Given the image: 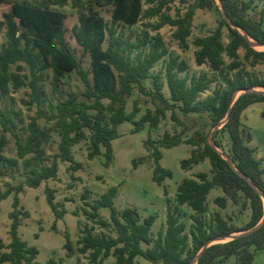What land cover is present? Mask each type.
<instances>
[{
	"label": "trees",
	"instance_id": "1",
	"mask_svg": "<svg viewBox=\"0 0 264 264\" xmlns=\"http://www.w3.org/2000/svg\"><path fill=\"white\" fill-rule=\"evenodd\" d=\"M67 1L36 4L26 0H0V5L12 3L10 11L0 18V36L3 30L6 35V40L0 41V177L18 168L20 159H24L26 172L23 182L16 185L7 183L6 189L0 191V201L16 193L14 209L10 213L12 239L7 245L0 242V262L41 264L37 259L39 248L30 245L18 233L22 217L30 215L20 206L19 193L25 186L39 187L43 181L56 178L60 159L70 162L72 170L82 168L83 163L76 160L73 147L85 139L90 141L89 158L102 154L104 147L109 165L114 158L113 140L120 136V124L132 121L135 132L146 123L156 128L171 111L170 118L182 129L174 133L166 131L159 138L150 136L145 141L155 159L154 180L162 184L172 176V171L161 165L162 148L183 142L190 144L192 150L190 156L181 161L182 167L191 169L209 159L211 176L200 171L179 183L177 205L173 206L168 199L166 228L156 236L152 232L156 214L142 218L136 207L119 210L115 206L118 188H109L94 202L87 201L91 210L85 213L101 227L112 226L117 235L96 234L93 227H86L78 240V251L88 254L91 264L103 263L110 256L115 258L110 264H139L138 256L156 264H193L209 240L245 231L233 239L207 246L198 257L197 264H223L231 256H235V264H254V249L264 250V222L256 227L264 218V165L263 160L256 156V149L250 145L253 135L243 123L242 113L250 104L264 101V77L244 69L239 50L245 49L247 60H264V50H258L252 43L264 45V18L256 20L247 15L255 0H221L220 6L224 8L226 17L222 13L214 31L194 39L198 47L195 53L197 63L208 64L219 75L220 83L214 88L215 77L207 72L190 75L189 63L178 55H170L167 60L166 82L162 73L153 74L152 69L169 54L160 29L167 24L174 26V37L183 48H188L197 9L218 7V0H194L184 13L178 9L175 15L170 13L172 4L176 1L187 3V0H146L150 4L147 8L142 0H95L98 6H112L111 21L89 6L80 12L79 24L74 27L75 36L84 48L83 55L91 59V72L67 44L66 14L51 5ZM73 1L80 3L81 0ZM155 16L159 20L146 22L142 33L135 39L126 36L122 29ZM225 26L228 28V42L223 40ZM150 29L157 31L156 34H152ZM24 64L29 67V74L22 72ZM48 70H52L53 92L58 93L56 102L44 97L41 91V83L45 81ZM73 71L78 72L85 89L63 93L62 80ZM149 78L153 87L144 83ZM166 83L169 96L163 91ZM24 85L30 87L29 103H36L38 111L26 126H21V112L14 107L4 108L3 100ZM136 87L150 97L155 106L154 110L148 108L140 119H137L141 111L139 99L134 100L133 110L127 112L128 98ZM249 87L263 89L242 91ZM211 90L212 94L203 97V93ZM239 91L242 92L236 97ZM46 102L49 111L42 108ZM178 109L185 115L207 117L210 130L199 128L187 135L191 124L178 114ZM40 118L54 124L43 127ZM216 126L220 128L213 131ZM54 132L61 137L59 151L52 163L47 164L46 144ZM223 133H227L230 139L228 150L220 138ZM9 134L15 139L17 156H8L5 152L10 142ZM145 158L134 160L135 166ZM215 187H221L225 193V196L215 198L220 207L226 208L229 198L235 204L242 203V209H250L248 222L239 226L220 211L210 217L205 215L209 208V194ZM47 197L56 219L63 218L67 210L61 209L55 200V189L47 187ZM185 204L194 211L190 232L182 221L180 206ZM103 207L110 208V221L101 217L100 209ZM143 243L153 245L145 248ZM64 247L68 256L75 253L68 233ZM46 264L63 263L50 258Z\"/></svg>",
	"mask_w": 264,
	"mask_h": 264
},
{
	"label": "rangeland",
	"instance_id": "2",
	"mask_svg": "<svg viewBox=\"0 0 264 264\" xmlns=\"http://www.w3.org/2000/svg\"><path fill=\"white\" fill-rule=\"evenodd\" d=\"M23 1V0H19ZM32 3L51 2L53 0H26ZM144 7L150 6L146 0H142ZM187 3H180L176 1L172 4L170 13L176 14L180 9L182 13L185 12L187 6L194 2V0H187ZM241 2L242 0H238ZM212 9H197L194 18L193 33L189 37V47L183 48L179 40L174 37L175 27L167 24L160 29L165 46L169 51L162 60L156 63L152 69L153 74L162 73L163 79L166 82L165 66L170 55H178L181 59H185L190 69L188 73L201 74L203 72L209 73V75L216 78V82L213 84V88L220 83V78L217 72L210 69L208 64L199 65L196 61L197 46L194 44V39L197 36H204L214 31L219 25V20L222 18L223 10L220 6ZM53 8L63 11L66 14V41L68 46L75 52L78 58L83 59V66L91 72V59L84 56V48L78 42L74 27L79 24L80 12L85 11L89 6L96 8L107 21L112 19V6H98L95 0H81L80 3H76L73 0H68L65 4H51ZM12 3H3L0 5V18H3L5 12L10 11ZM247 15L259 20L264 18V0H255L253 7L247 11ZM158 16L145 18L143 21L136 23L133 26L122 27L126 36H131L133 39L141 34L146 22H157ZM152 34H156L157 31L151 30ZM6 40L5 30L1 33L0 41ZM224 42H228V28L224 27ZM108 42L105 43V47ZM258 50H264V45H256ZM240 59L243 61L244 69L251 73L264 77V60L253 62L252 59H245V49L239 50ZM226 61L229 62L230 58L226 55ZM25 69L23 73L29 74V67L24 64ZM235 72V71H234ZM232 72V74H234ZM48 75L41 83V91L44 97L55 99L58 97V93L53 92V77L52 70L47 71ZM183 73L182 75H184ZM92 78V74L90 75ZM219 80V81H218ZM144 83L153 87L152 79H147ZM258 90L261 89L256 87ZM61 89L63 93L69 91L82 92L85 89V83L78 74L73 71L68 76L63 78L61 83ZM164 93L169 96V88L167 83L163 89ZM239 91L238 94H240ZM31 89L28 85H24L17 90H13L8 97L3 100V107L8 109L14 107L21 114L19 118L23 119L21 126L28 124L33 116L37 114L38 105L30 104ZM211 91H207L203 96H209ZM139 99L141 111L139 112L137 119L146 112L148 108L155 109L150 97L142 94L136 87L133 94L128 98L127 112H131L134 108V100ZM42 108L49 111L48 102L42 105ZM178 114L189 121L191 127L187 132V135L194 133L196 129H204L209 131L211 125L208 124L207 117H201L197 114L185 115L179 109ZM171 111L167 112V116L162 120L160 125L156 128H151L148 123L139 130L134 131L135 124L132 121H125L119 125L120 136L113 140V161L108 165L106 163L107 157L105 155V148H102V154L95 156L93 159L89 158V152L91 150L89 139H85L77 143L73 147V153L76 160L83 163V167L78 170H72L69 168L70 162L59 160V170L56 178H50L43 181L39 187L25 186L24 190L19 193L20 206L23 210L30 212L28 217L23 216L21 224L18 227V233L21 238L27 241L30 245H36L39 248V254L37 259L41 264H46L50 258H56L61 260L63 264H79L87 263L91 264L88 254H81L78 251V240L82 235V231L86 227H93L96 234H107L110 236H116L117 232L111 226L108 228L101 227L93 219H90L86 215V210H91V207L87 205L88 202H94L96 199L105 193L109 188L116 186L118 188V194L115 198V206L119 210H123L127 207H136L142 218L149 216L150 214H156V221L153 225L152 232L156 236L160 230L166 228V219L168 213V199H171L172 205H177L176 194L179 183L186 177H193L197 172L205 171L211 176V162L206 159L199 164L194 165L191 169H184L181 165V161L187 158L191 154L192 146L186 142L173 147L162 148L163 157L161 159V165L172 171V176L167 177L162 184L154 180V168L155 159L152 155V151L148 150L145 146V141L151 136L152 138L161 137L166 131L174 133L182 129L177 123L170 118ZM243 123L247 124L252 132L253 139L251 146L256 148V156L263 160L264 165V101L255 102L246 108L243 113ZM39 122L41 126H52L54 122H49L45 118H40ZM220 128V126H216ZM214 128L217 129V128ZM87 132L90 131L87 129ZM2 131L0 130V134ZM22 135L24 132L21 130ZM10 142L6 147V154L8 156H17V146L13 136L9 134ZM220 138L223 141L224 148L228 150L230 147V139L227 133H223ZM60 135L57 132L53 133V137L49 143L46 144V151L48 155L47 164H51L54 155L59 151ZM141 157H146L144 161L139 162L135 166L134 160H138ZM24 159H20V165L18 168L11 170L8 174L0 177V191L6 189V184H19L25 179ZM47 187L55 189V200L60 203V208H65L67 212L61 219H56V215L52 210L48 197ZM86 195L84 198L83 195ZM218 196H225L221 187H215L211 190L208 197V211L205 213L207 217H210L216 211H220L225 217H230L233 222L239 226L245 224L250 219V209H242V203L235 204L229 198L226 208L220 207L215 198ZM16 197V193H11L7 198L0 201V242L7 245L10 243L12 219L10 213L14 209L13 203ZM182 212V221L187 224V231L190 232L192 225L191 215L194 213L193 209L187 204L180 206ZM101 217L109 220L111 219V210L109 207H103L100 209ZM69 234L74 247L75 253L72 256H68L67 250L64 247L66 242V234ZM227 239H222L224 242ZM153 244L143 243V247H149ZM3 250H8L4 248ZM0 249V253H1ZM254 264H264V250H256ZM115 258L110 256L103 263L93 264H110ZM139 264H156L149 259L142 256L137 257ZM235 256H231L223 264H235ZM0 264H11V262H4ZM219 264V263H215Z\"/></svg>",
	"mask_w": 264,
	"mask_h": 264
},
{
	"label": "water",
	"instance_id": "3",
	"mask_svg": "<svg viewBox=\"0 0 264 264\" xmlns=\"http://www.w3.org/2000/svg\"><path fill=\"white\" fill-rule=\"evenodd\" d=\"M219 1V3L221 4V0H218ZM221 8H222V10H223V13L225 14V10H224V8L221 6ZM225 17H226V14H225ZM253 43V45L254 46H256V45H262V44H259V43H256V42H252ZM255 90H258L256 87H249V88H243L242 89V91L243 92H252V91H255ZM239 94L237 93L236 94V97L238 96ZM217 128V127H216ZM218 129V128H217ZM216 130V129H215ZM213 131H214V129H213ZM213 131H212V133H213ZM264 222V218L262 219V221L256 226V227H258V226H260L262 223ZM252 230V229H251ZM245 231H241V232H235V233H232L231 235H229V236H222V237H217V238H213V239H211V240H209L208 242H207V244L202 248V250L200 251V253L198 254V256H197V258L195 259V261H194V263L193 264H197V260H198V257L200 256V254L202 253V251L207 247V246H209V245H211V244H213V243H216V242H221V240L222 239H227V240H230V239H233V238H235L236 236H238V235H240L241 233H244ZM226 240V241H227Z\"/></svg>",
	"mask_w": 264,
	"mask_h": 264
},
{
	"label": "crops",
	"instance_id": "4",
	"mask_svg": "<svg viewBox=\"0 0 264 264\" xmlns=\"http://www.w3.org/2000/svg\"><path fill=\"white\" fill-rule=\"evenodd\" d=\"M259 88H261V89H263L262 87H259ZM203 95H204V93H203ZM203 97H206V96H203ZM253 104V103H252ZM251 105V104H250ZM248 108V107H247ZM246 110V109H245ZM245 110L243 111V113L245 112ZM243 113H242V118H243ZM243 121V120H242ZM245 124V123H244ZM247 127H249L247 124H245ZM251 144V143H250ZM256 149V148H255ZM255 154H256V152H255Z\"/></svg>",
	"mask_w": 264,
	"mask_h": 264
}]
</instances>
